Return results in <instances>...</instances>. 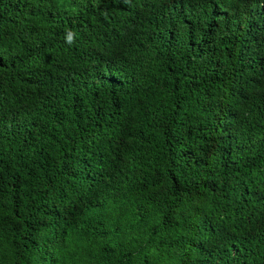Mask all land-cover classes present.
Instances as JSON below:
<instances>
[{
	"label": "trees",
	"instance_id": "1",
	"mask_svg": "<svg viewBox=\"0 0 264 264\" xmlns=\"http://www.w3.org/2000/svg\"><path fill=\"white\" fill-rule=\"evenodd\" d=\"M0 264H264V0H0Z\"/></svg>",
	"mask_w": 264,
	"mask_h": 264
}]
</instances>
